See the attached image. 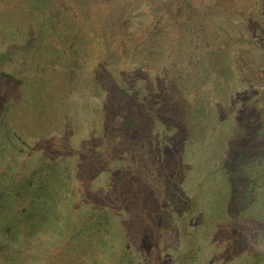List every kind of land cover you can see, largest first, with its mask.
<instances>
[{
	"label": "rangeland",
	"instance_id": "obj_1",
	"mask_svg": "<svg viewBox=\"0 0 264 264\" xmlns=\"http://www.w3.org/2000/svg\"><path fill=\"white\" fill-rule=\"evenodd\" d=\"M202 1L0 0V264H264V0Z\"/></svg>",
	"mask_w": 264,
	"mask_h": 264
},
{
	"label": "trees",
	"instance_id": "obj_2",
	"mask_svg": "<svg viewBox=\"0 0 264 264\" xmlns=\"http://www.w3.org/2000/svg\"><path fill=\"white\" fill-rule=\"evenodd\" d=\"M31 1L34 6L32 10H36L39 7L41 0H31ZM188 1H189V5L186 10H190L193 14V17L190 18L189 21L190 26L193 27L194 24L196 25L201 24L204 30L208 29L207 26L208 25L211 26L210 23L207 24L206 21L202 22V20L199 19L200 18L199 10L197 6L195 7L197 1L199 2V0H196L195 2H192L191 0ZM207 1L209 2L213 0H207ZM202 4L204 5L202 6L205 8V9L203 8V11H206L207 5L204 2ZM197 5H201V4L197 3ZM178 13L180 15L181 11H179ZM193 32L194 31H192L191 33ZM211 36L212 34L210 33V35L207 37L208 39L207 43L209 42L208 43L209 47H212ZM88 217L90 218V216ZM94 219H95L94 220L95 223H94V228H92V230H91L92 225L83 227L82 229L81 227L80 228L75 227L72 230H70V233L68 235V237H71L69 238L70 243L67 249H65L63 252L59 254V257H57L56 259V264H79L78 262H81L82 264H102L101 256H102V251L106 249V244L103 238L97 239L95 237L97 236L98 234L97 232L99 231V228L97 226L108 224L109 220H111L114 223L115 219L113 216L110 215L109 212H106L105 214L104 210H99L98 212H96V214L94 215ZM82 231H84L85 234L83 237H80V233ZM67 233L68 230L66 234ZM50 255H51L50 260H52L53 252H51ZM126 262L132 264L134 260L126 259L125 255L121 254V258L118 259L114 264H126Z\"/></svg>",
	"mask_w": 264,
	"mask_h": 264
}]
</instances>
